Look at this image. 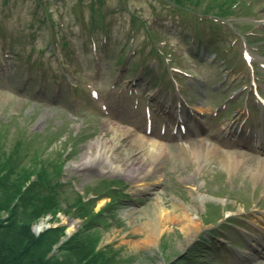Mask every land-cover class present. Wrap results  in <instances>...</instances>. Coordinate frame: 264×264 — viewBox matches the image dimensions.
I'll return each instance as SVG.
<instances>
[{"label":"rangeland","instance_id":"374dc122","mask_svg":"<svg viewBox=\"0 0 264 264\" xmlns=\"http://www.w3.org/2000/svg\"><path fill=\"white\" fill-rule=\"evenodd\" d=\"M224 1L0 0V160L31 177L17 219L37 216L49 255L260 264L264 0H233L229 13ZM115 127L130 131L120 157L145 139L164 145L155 174L78 166Z\"/></svg>","mask_w":264,"mask_h":264},{"label":"trees","instance_id":"16d2710c","mask_svg":"<svg viewBox=\"0 0 264 264\" xmlns=\"http://www.w3.org/2000/svg\"><path fill=\"white\" fill-rule=\"evenodd\" d=\"M232 2L233 0L223 2L226 13L232 10ZM10 157L9 155L5 160H0V264H74L49 255V240L46 234L34 236L30 229L31 223L37 218L34 213L26 215L25 212V221L22 225L19 224V202L25 199L30 190L31 186L26 185L31 181V177L17 173L16 162ZM37 176L39 178L41 175ZM44 202L41 203L44 205ZM2 213L9 215L3 220ZM94 253L99 255L102 251Z\"/></svg>","mask_w":264,"mask_h":264},{"label":"bare ground","instance_id":"6f19581e","mask_svg":"<svg viewBox=\"0 0 264 264\" xmlns=\"http://www.w3.org/2000/svg\"><path fill=\"white\" fill-rule=\"evenodd\" d=\"M110 126L112 125L110 124ZM229 126V122H224L221 128L226 129ZM113 130L114 137L112 139L107 137H100L94 143V145H91L89 151L82 157L80 163H78V166H95L101 168L103 167V163L105 164V167H103L104 169H101H103L104 171L123 174L138 180H142L148 175L152 176L153 174H155L163 160L162 157L165 152L164 145L157 141L146 143L145 138L144 141H142V139L140 138L139 140L144 142V144L140 145V147L136 151L127 154L126 158L120 157L117 154L113 153V151L118 146L122 145L123 140L130 134V131L125 128L117 129L116 127L113 128ZM257 140L259 141V146L264 147V135L262 136V133L259 134ZM245 155V152H238L235 153L234 156H226L225 160L227 161V164H230V166L233 165L237 168V166L240 165L241 160L245 158ZM238 157H241L242 159H238ZM256 158L258 159L259 157ZM259 164V168H255L253 169V171L255 174H257V176H260L264 179V162H260ZM248 170H251V167H248ZM125 214L130 215V212L127 211ZM185 217L187 221V229L194 231L195 228H197V224L187 214L185 215ZM156 232L157 228H154L153 233L156 234ZM257 241H260L261 243V241H263L262 237ZM254 252L257 253V250L254 249ZM254 254H252L251 256H253ZM253 258H256L257 261H261L260 264H264V258L262 256H256L255 254Z\"/></svg>","mask_w":264,"mask_h":264}]
</instances>
